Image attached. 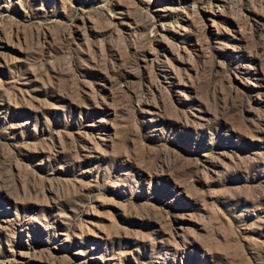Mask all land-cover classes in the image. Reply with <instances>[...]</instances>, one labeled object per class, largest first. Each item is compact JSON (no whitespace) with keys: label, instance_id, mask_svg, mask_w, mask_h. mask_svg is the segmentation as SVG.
I'll use <instances>...</instances> for the list:
<instances>
[{"label":"rangeland","instance_id":"rangeland-1","mask_svg":"<svg viewBox=\"0 0 264 264\" xmlns=\"http://www.w3.org/2000/svg\"><path fill=\"white\" fill-rule=\"evenodd\" d=\"M0 264H264V0H0Z\"/></svg>","mask_w":264,"mask_h":264}]
</instances>
